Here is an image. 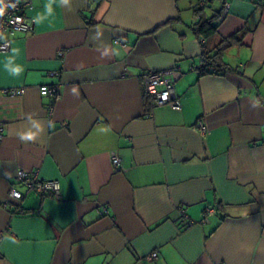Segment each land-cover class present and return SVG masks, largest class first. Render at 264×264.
I'll use <instances>...</instances> for the list:
<instances>
[{
	"label": "crops",
	"instance_id": "1",
	"mask_svg": "<svg viewBox=\"0 0 264 264\" xmlns=\"http://www.w3.org/2000/svg\"><path fill=\"white\" fill-rule=\"evenodd\" d=\"M27 15L0 53V264H264V1L33 0ZM236 32L226 69L201 71ZM171 68L180 107L152 106L142 74ZM20 168L59 196L26 193Z\"/></svg>",
	"mask_w": 264,
	"mask_h": 264
},
{
	"label": "built area",
	"instance_id": "2",
	"mask_svg": "<svg viewBox=\"0 0 264 264\" xmlns=\"http://www.w3.org/2000/svg\"><path fill=\"white\" fill-rule=\"evenodd\" d=\"M212 0H197L198 8L207 7ZM264 1V0H261ZM33 7V0H0V53H5L10 49V39L19 32H31L33 30V21L27 15L28 9ZM228 11V3L224 2L222 13ZM219 18L214 21L217 22ZM121 46L125 43L118 41ZM59 56H62L63 51H60ZM204 65L202 61L201 66ZM209 71H216V66H206ZM58 72L49 71V76H56ZM181 72L178 68L164 69V70H149L142 74L143 91L150 98L152 106L169 105L173 109H179V102L174 96V84L180 76ZM40 94L56 98L60 94L59 83L43 84L39 87ZM3 93L11 97H19L22 94V88L13 87L3 90ZM193 130L200 134H205L206 126L204 122L199 119L193 125ZM4 137V126L0 123V142ZM113 165L118 168L120 166V159L118 156L112 157ZM15 180L24 185L25 192H36L40 195L51 193L58 197L60 191V182L58 179H44L39 177L35 172L28 169L20 168L15 173ZM9 196L15 199H21L24 196L19 190L10 189ZM183 214V211L180 209ZM217 212L216 206H206L202 212V221H206L210 215ZM101 213H108L104 209ZM193 223L189 220L186 225ZM152 258H157V253L152 252Z\"/></svg>",
	"mask_w": 264,
	"mask_h": 264
},
{
	"label": "trees",
	"instance_id": "3",
	"mask_svg": "<svg viewBox=\"0 0 264 264\" xmlns=\"http://www.w3.org/2000/svg\"><path fill=\"white\" fill-rule=\"evenodd\" d=\"M95 9H93L92 11H94ZM217 16H215L213 19H216ZM213 19L211 20H202L199 23H197V28L196 30L199 33H202L204 36H207L208 34H211L214 32L215 29V24L213 23ZM239 41L238 38V32L233 33L232 35L221 39V41L218 44L217 47V52L214 54H206L204 56V59L202 60L204 62V65L201 67V71L203 72H208V73H218L220 70H224L226 68H222L220 64L216 63L217 59H218V54L221 50L226 49L228 47H231L234 44H237V42ZM205 54V52H204ZM214 65L216 66V71H209L206 69V66H211ZM228 69V68H227ZM216 206V205H215ZM219 205L216 206V208L218 209Z\"/></svg>",
	"mask_w": 264,
	"mask_h": 264
},
{
	"label": "clouds",
	"instance_id": "4",
	"mask_svg": "<svg viewBox=\"0 0 264 264\" xmlns=\"http://www.w3.org/2000/svg\"><path fill=\"white\" fill-rule=\"evenodd\" d=\"M28 139H31L32 137L31 136H29V137H27Z\"/></svg>",
	"mask_w": 264,
	"mask_h": 264
}]
</instances>
